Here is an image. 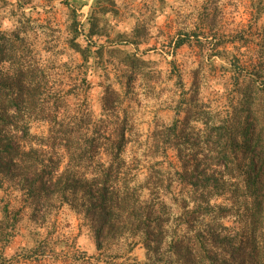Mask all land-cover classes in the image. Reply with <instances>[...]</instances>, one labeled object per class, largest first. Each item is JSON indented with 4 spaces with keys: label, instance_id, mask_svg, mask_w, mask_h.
Instances as JSON below:
<instances>
[{
    "label": "clouds",
    "instance_id": "1",
    "mask_svg": "<svg viewBox=\"0 0 264 264\" xmlns=\"http://www.w3.org/2000/svg\"><path fill=\"white\" fill-rule=\"evenodd\" d=\"M264 0H0V264H264Z\"/></svg>",
    "mask_w": 264,
    "mask_h": 264
},
{
    "label": "trees",
    "instance_id": "2",
    "mask_svg": "<svg viewBox=\"0 0 264 264\" xmlns=\"http://www.w3.org/2000/svg\"><path fill=\"white\" fill-rule=\"evenodd\" d=\"M260 182H261L262 186H264V180L261 179Z\"/></svg>",
    "mask_w": 264,
    "mask_h": 264
},
{
    "label": "rangeland",
    "instance_id": "3",
    "mask_svg": "<svg viewBox=\"0 0 264 264\" xmlns=\"http://www.w3.org/2000/svg\"><path fill=\"white\" fill-rule=\"evenodd\" d=\"M262 180H264V178H261Z\"/></svg>",
    "mask_w": 264,
    "mask_h": 264
}]
</instances>
